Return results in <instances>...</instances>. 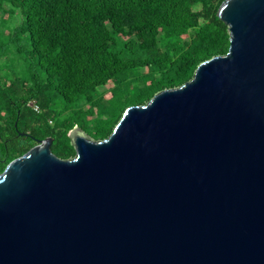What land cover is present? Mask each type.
Wrapping results in <instances>:
<instances>
[{"label":"water","instance_id":"95a60500","mask_svg":"<svg viewBox=\"0 0 264 264\" xmlns=\"http://www.w3.org/2000/svg\"><path fill=\"white\" fill-rule=\"evenodd\" d=\"M217 15L228 51L191 79L0 173V264H264V0Z\"/></svg>","mask_w":264,"mask_h":264},{"label":"trees","instance_id":"16d2710c","mask_svg":"<svg viewBox=\"0 0 264 264\" xmlns=\"http://www.w3.org/2000/svg\"><path fill=\"white\" fill-rule=\"evenodd\" d=\"M224 1L0 0V173L34 145L20 131L51 136L52 152L69 159L75 126L104 139L129 107L225 54L230 32L217 15ZM12 52L22 60L19 75L3 64Z\"/></svg>","mask_w":264,"mask_h":264},{"label":"rangeland","instance_id":"374dc122","mask_svg":"<svg viewBox=\"0 0 264 264\" xmlns=\"http://www.w3.org/2000/svg\"><path fill=\"white\" fill-rule=\"evenodd\" d=\"M20 22V16L17 14H13L10 17V21L9 23H18ZM7 62L3 63L4 65L7 64V68H9V72H11L12 74L15 73V75H19L20 73H22V60H20L19 58H17L14 53L12 52L11 54H7ZM109 87V85L107 86V88ZM30 103V102H29ZM28 103V105H29ZM32 108V107H31ZM53 125V123H51Z\"/></svg>","mask_w":264,"mask_h":264},{"label":"flooded vegetation","instance_id":"af4514ba","mask_svg":"<svg viewBox=\"0 0 264 264\" xmlns=\"http://www.w3.org/2000/svg\"><path fill=\"white\" fill-rule=\"evenodd\" d=\"M18 136H20L21 138H24L25 139V142H33L34 145H37L39 144V142L45 140L46 138L48 137H51V136H41V134H37V135H33L31 130H27V131H20Z\"/></svg>","mask_w":264,"mask_h":264},{"label":"built area","instance_id":"2783aa9c","mask_svg":"<svg viewBox=\"0 0 264 264\" xmlns=\"http://www.w3.org/2000/svg\"><path fill=\"white\" fill-rule=\"evenodd\" d=\"M29 106L32 107L35 111L39 112L40 111V107L36 102H30ZM50 123H53L52 120H50Z\"/></svg>","mask_w":264,"mask_h":264}]
</instances>
